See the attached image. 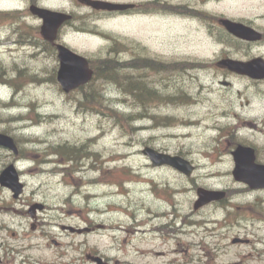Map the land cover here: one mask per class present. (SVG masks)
Wrapping results in <instances>:
<instances>
[{"label": "rangeland", "instance_id": "obj_1", "mask_svg": "<svg viewBox=\"0 0 264 264\" xmlns=\"http://www.w3.org/2000/svg\"><path fill=\"white\" fill-rule=\"evenodd\" d=\"M28 2L0 0V6L23 13L28 11ZM65 3L66 0L49 2L53 6ZM83 11L89 9L84 8ZM220 11L229 16L256 18L264 13V0H232L231 4L220 5ZM18 20L14 19L15 25L21 21L32 26L41 24L32 14ZM177 20L161 16L128 18L125 26L120 21L114 25L129 43L145 44L147 48L141 49L160 59V62L155 63L154 60V64L149 66L153 63L149 57L143 63L137 57V47L133 50L128 48L133 55L136 54L132 59L138 61L125 65L126 70L121 72L137 76L136 82L142 95L145 85L163 94L159 104L152 108L154 116L150 115L158 122L155 126V121L148 118L138 119L135 124L128 121L117 124L108 109H104V114L100 116L96 109L87 111L80 108L78 99L81 95H68L60 88L56 78L59 62L54 51H44L33 44L9 42L7 37L11 34L0 29V66L9 67L10 72L5 73L7 78L19 75L16 88L10 83H2L6 76L0 79V132L12 135L21 150L20 156L14 157L8 150L0 148V173L6 164L16 160L26 183V192L17 202H13L12 192L0 185V245L14 243L23 248L18 261L28 260L31 264H92L84 260L83 249L87 245L97 246L99 250L108 248L111 243L107 235H67L62 223L55 226L52 223L41 229L34 226L37 221L30 214L3 210L7 208L5 205L12 203L18 211L29 209L28 202L35 199L44 201L50 207L46 212L48 221L52 222L50 217L54 216L68 224L73 219L69 212L88 214L87 209L78 211V206L89 204L83 195L89 190L98 195L100 201L103 193L112 194L103 198L105 202L101 201V204L110 201L117 207L128 206L129 201L136 198L128 208L146 207L147 210L148 206H143V201H148L156 210L169 212L166 218H155L153 223L148 224L149 232L129 235L127 254H114L115 257L105 260L106 264H264V188L250 190L246 184L236 180L232 156V150L238 144L251 145L257 150L258 161L264 163V82L219 70L216 66L219 55L220 59L225 54L240 59L264 56V44L261 42L248 47L228 34H222L223 37L219 38L221 42H216L214 36L196 22ZM260 22L264 24V21ZM98 24L106 28L109 23L99 21ZM69 41L88 56H95L98 52L104 54L115 46L106 37L88 34H74ZM127 58H130L129 54L118 57L117 65ZM177 65L181 67L179 70H176ZM30 75H35L36 80L28 78ZM175 78L178 83L182 82L183 90L178 93ZM225 80L230 81L232 86L221 83ZM124 89L127 91L126 86ZM124 93L104 78L90 84L83 95L96 99L103 97L108 105L125 115L135 114L136 109L128 101L120 99H126L128 94ZM173 94L175 98L180 96L179 102L169 100ZM161 98L165 100L161 102ZM184 101L190 105L180 107L178 104ZM5 102H11L13 106H6ZM172 115L186 120V126L174 122ZM166 117L171 119L170 126H165ZM242 120L244 124L241 126ZM90 138L95 139L86 157L89 159L70 162L66 169L60 163L45 162L50 156L53 160L58 159L52 154L56 145L62 148V142L66 140L80 144ZM146 145L171 153L182 151L197 165V171L191 179H187L171 167H153L142 151ZM53 165L61 166L58 173L49 172ZM94 180L95 185L91 184ZM197 186L230 190V198L225 203L220 201V205L212 203L205 206L201 212L191 216L197 199ZM74 191L80 195H76L79 197L73 202ZM140 194L143 197L141 201L137 200ZM173 208L176 209L171 214ZM134 214L140 218L137 213ZM145 214L148 215L146 211ZM119 218L124 219V215ZM91 221L92 226H99L106 218H93ZM155 223L159 226L161 223L171 224L174 237L151 231L152 225L157 226ZM131 224L129 222V227L133 229L135 226ZM48 231L50 235H47ZM126 238L123 236L122 240ZM237 238L243 240L234 242ZM55 240L63 245H56ZM80 241L82 246H76L80 249L76 251L75 242ZM151 248L154 252L167 254L143 253Z\"/></svg>", "mask_w": 264, "mask_h": 264}, {"label": "flooded vegetation", "instance_id": "obj_2", "mask_svg": "<svg viewBox=\"0 0 264 264\" xmlns=\"http://www.w3.org/2000/svg\"><path fill=\"white\" fill-rule=\"evenodd\" d=\"M52 0H29L28 5L32 4H38L43 6H49L52 7L49 2ZM67 3L65 5L59 4L58 8H62L61 10L69 11L74 15V18L70 20L69 22H66L59 30L58 39L57 42L67 43L69 45V38L74 34H88V35H101L104 34L108 38H111V36L115 35L118 39H115L114 42V48H109L106 52V55H113L115 57H120L124 54H129L130 58H127V60L132 59L134 55L132 54V51H130L127 47V44L125 42H120L119 36H123L122 33H120L117 28L114 26L117 24L118 21L123 22L124 26L126 25V20L128 18H151V17H171L172 19H180V20H188V21H194L198 24L199 27H204L207 29L208 33L214 36V40L216 41V38L220 34H230L227 29L224 27L223 23H221V20L223 18H230L235 21L243 22L246 25L253 27L260 31L264 36V24L260 21H264V13L259 14L256 18H250L248 15H242V16H229L223 12L220 11V5L223 3L226 4L229 0H108L115 3H126L129 6H127L124 9H106V10H98L93 8L92 6H89L88 4L84 3L82 0H66ZM84 8L89 9V11H83ZM22 11V10H20ZM233 12V11H232ZM15 13L13 11H9L8 9H2L0 6V29H5L7 32H13L15 31V26L13 25L12 18H9L11 16H14ZM28 14H23V17H26ZM2 17H8L10 20H8L5 23V20H2ZM105 19L109 24L106 26V28H103L101 30L100 25L98 24L99 21ZM124 19V20H123ZM179 21V20H177ZM191 31V30H190ZM231 35V34H230ZM10 42V40H8ZM244 41V45L248 47H252L254 42L252 41ZM147 47L145 44H138L137 45V57L140 60L142 59V62L144 63L145 59L149 57V60L151 59L154 63V60H156L155 63L158 61L160 62V59L154 58L150 54H147L148 52H145L143 49ZM105 54V53H104ZM104 54L99 56H104ZM98 62H103L102 59L98 58ZM142 56H145L142 58ZM224 57H234L231 54H225ZM223 57V58H224ZM247 59V57H246ZM201 60L202 59H196ZM220 62V55L217 60V65ZM142 63L143 67L144 64ZM220 66V65H219ZM224 81H221L223 83ZM227 83H230L229 81ZM229 86H232L229 85ZM158 91V90H157ZM159 92V91H158ZM218 124H220V109L218 108ZM218 140L220 142V127H219V136ZM161 150V149H160ZM183 152H177V154H181L183 156H187L182 154ZM197 167V165H196ZM181 175L185 176L183 173L180 172ZM187 179H191V177H187ZM198 188V187H197ZM111 195H107L106 198ZM142 194L138 196L139 201L143 197H141ZM88 199V200H87ZM96 197L92 194L86 196L87 202H89L88 205L85 204L84 206H78V211H85L87 209L88 214L86 216L84 215H75L77 213H71L69 214L72 216V220L69 224H64L63 226L71 231L72 234L76 235L78 237L79 235H96V236H102L107 235L110 239V246L108 248H105L104 250H99V248L96 246L93 247L92 245H87V252H86V258L87 260L91 261L93 258L92 255L100 256L103 259H111L112 257L119 256V254H127L126 246H128V243L130 242L128 237L129 235L138 234L139 232H149L150 228L148 224L153 223L155 218L158 220L159 218H166L168 211H163V215H160V210H156L155 206L150 204H146L143 201V206H148V209L146 210V207L144 209H134V208H128V206H121L108 202L104 204L101 209L96 208L95 203ZM34 200V199H32ZM92 202V203H91ZM212 204V203H211ZM214 204H219L220 201L214 202ZM209 206V205H208ZM174 209L170 212L171 214H174ZM201 209H194L191 210V216L193 214H198V212H201ZM44 211L47 210V206L44 204ZM145 211L148 213L145 214ZM134 213H137L140 218H138ZM36 214V211H35ZM121 214L124 215V219L129 220L128 222H125L123 218H119ZM99 215V219L106 218V221L99 226H92L91 219L99 220L96 218V216ZM90 221V224H89ZM129 222H131L132 226H135L133 229L129 227ZM169 221H166L165 223H168ZM156 224V223H155ZM157 226L152 225L151 231L160 232L164 236H171L174 237V230L170 228L171 224ZM92 226V228L90 227ZM98 230H106L102 233H100ZM108 231V233H107ZM67 234V233H66ZM123 236H126V239H123ZM161 237V235H160ZM201 246V245H200ZM3 251L8 250L10 252L11 247L10 245L6 247H1ZM141 250V249H140ZM121 251V252H120ZM148 255H161L164 256L167 253L166 252H158L154 249H148L147 252H144ZM0 264H16L13 259L12 263L10 260H8L6 257L3 256L2 260L0 261Z\"/></svg>", "mask_w": 264, "mask_h": 264}, {"label": "water", "instance_id": "obj_3", "mask_svg": "<svg viewBox=\"0 0 264 264\" xmlns=\"http://www.w3.org/2000/svg\"><path fill=\"white\" fill-rule=\"evenodd\" d=\"M96 8H119L124 5H116L104 0H83ZM34 14L39 15L43 20L42 33L44 37L52 43H55L59 27L72 18L71 14L62 11L51 10L49 8L36 5L31 6ZM226 27L235 35L248 40H260L262 34L253 28H250L240 22L230 19H224ZM60 58V68L58 71V79L66 92L89 82L93 78V69L90 67L89 60L71 50L64 44L57 45ZM221 64L240 74L248 75L255 79L264 78V58L256 57L250 61L237 59H224ZM0 145L18 153V147L13 137L0 133ZM144 153L153 161L154 165L169 164L178 170L191 175L195 170V166L187 159L168 153H162L152 147H146ZM236 166L233 171L236 180L244 182L250 188H264V163L256 162V150L250 146L240 145L234 151ZM0 183L9 187L18 197L24 191V183L20 180L19 172L14 164L8 165L0 175ZM199 199L195 203V207L199 208L213 200L226 197L227 192L222 190H210L204 187L198 189ZM240 239H235L234 242ZM98 264H102V259H97Z\"/></svg>", "mask_w": 264, "mask_h": 264}, {"label": "trees", "instance_id": "obj_4", "mask_svg": "<svg viewBox=\"0 0 264 264\" xmlns=\"http://www.w3.org/2000/svg\"><path fill=\"white\" fill-rule=\"evenodd\" d=\"M122 43H123V41H122ZM127 47L132 50V45L127 44ZM49 48H52V47L50 46ZM110 48L113 49L114 46L110 47ZM110 57H114L115 59L114 60L110 59ZM99 58L102 59L103 62L95 61V63H94V60H92L93 67L96 71V76L94 78V81H96L97 79H104V78L109 79V81H112V84L115 85V87H117L118 91H121L122 94L125 91L124 94H128L126 99H124L125 97L120 98V99L128 101L130 103L131 107L136 109L135 110L136 113L131 114V115H125L124 113L120 112L119 110H116V109L112 108L110 105H108L107 104L108 102L105 101V98H103V97L96 99L93 96H91V97H87V96L82 97L81 96L78 99V106L84 110H87V111H92V108L96 109L98 111V114H100V116L102 114H104V111H105L104 109H108L110 111L109 115L116 118L115 123H117V124H122L125 121L132 122L135 124V121L140 119V118L150 117V115L154 116V114L152 112V108H155L156 105L159 104L160 97H162L163 94L158 92L156 89H149L150 87L149 86L146 87V85H145V87L143 86L144 93L142 95L140 87L138 86V83L136 82L137 76L135 74H133V76H130V75H125L124 73H121L122 71L126 70L124 68L125 65L132 64L134 61H138V60L132 59L131 62H129V63L128 62L126 63V61H119V63L121 65H117V59L118 58L113 56V55H106L104 57H99ZM112 63L116 64V65H112ZM153 64L154 63L149 64V66H152ZM130 66H131L130 68H133L134 71H136V69L133 67V65H130ZM147 66H148V64H147ZM180 68L181 67H179L177 65L176 70H179ZM16 70L19 71L20 69L18 70L16 68ZM7 72H10V70L7 67H5V66L0 67V79H2L3 76H6V77H4L3 81L9 82L10 84L13 85L14 88H16L18 86V82H17L18 76L15 78H11V79L8 77V79H7V75H5V73H7ZM177 72H179V71H177ZM180 72H182V71H180ZM34 80H36V79H34ZM125 86L127 88V91L124 89ZM175 86H176V92L183 90L181 88L182 82L178 83L176 78H175ZM150 90H152L154 93ZM161 99H163L161 102H163L165 100L164 98H161ZM173 99H176V101L179 102L180 96L177 95L176 98H175V96H173L172 98H169V100H173ZM4 104L6 106H13V103H11V102H5ZM142 111L145 112V115L143 114L144 112H142ZM154 121L156 124H158V122L156 120H154ZM165 121H166L165 124H168L170 122L169 118H167V117L165 118ZM135 129L136 128L134 127V130ZM62 144H63L62 148L60 146H55L54 151L57 152L58 154H60L61 156H64L66 159H71V160L76 161V163H78L81 160V158L85 159L86 157H88L90 154V150H92V148H91L92 143L90 140H87L84 143H80V144L74 143L73 141L68 140V141L62 142ZM86 159H89V158H86Z\"/></svg>", "mask_w": 264, "mask_h": 264}, {"label": "bare ground", "instance_id": "obj_5", "mask_svg": "<svg viewBox=\"0 0 264 264\" xmlns=\"http://www.w3.org/2000/svg\"><path fill=\"white\" fill-rule=\"evenodd\" d=\"M231 3H232V0H229V1L226 2V4H231ZM170 18H171V17H170ZM123 20H124V19H123ZM146 67H147V66H146ZM154 75H155V74H154ZM151 120H152V119H151ZM248 126H250V125H248ZM251 127H252V126H251ZM102 195H103V194H102ZM102 195H101V196H102ZM94 196L96 197V200L99 198L98 195H96V194H94ZM101 196H100V197H101ZM135 199H136V198H132V199L129 201L128 206H129L130 204H132L131 202H132L133 200H135ZM145 203H146V204H150V202H148V201H146ZM101 207H102V206H98L97 208H98V209H101ZM158 213H160V215H163V214H162L163 211H160V212H158Z\"/></svg>", "mask_w": 264, "mask_h": 264}]
</instances>
